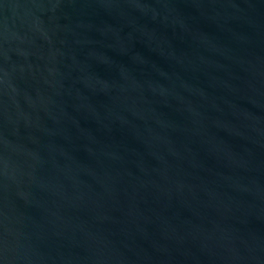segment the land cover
<instances>
[{
	"label": "water",
	"instance_id": "95a60500",
	"mask_svg": "<svg viewBox=\"0 0 264 264\" xmlns=\"http://www.w3.org/2000/svg\"><path fill=\"white\" fill-rule=\"evenodd\" d=\"M0 264H264V0H0Z\"/></svg>",
	"mask_w": 264,
	"mask_h": 264
}]
</instances>
